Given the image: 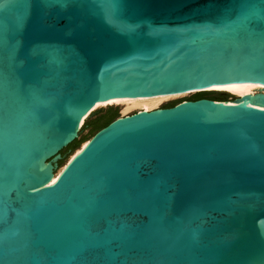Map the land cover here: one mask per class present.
<instances>
[{
    "label": "water",
    "instance_id": "water-1",
    "mask_svg": "<svg viewBox=\"0 0 264 264\" xmlns=\"http://www.w3.org/2000/svg\"><path fill=\"white\" fill-rule=\"evenodd\" d=\"M247 82L264 0H0V264H264L262 93L118 117L48 185L97 102Z\"/></svg>",
    "mask_w": 264,
    "mask_h": 264
},
{
    "label": "bare ground",
    "instance_id": "bare-ground-1",
    "mask_svg": "<svg viewBox=\"0 0 264 264\" xmlns=\"http://www.w3.org/2000/svg\"><path fill=\"white\" fill-rule=\"evenodd\" d=\"M197 91H216V92H224V93H231L235 96H237L236 99H240L241 97L245 95H250L254 96L257 93H262L264 94V85L258 84V83H241L237 85H232V86H213L209 87L207 89L203 90H194V91H185V92H179V93H172V94H160V95H153V96H140V97H118V98H113L108 101H102V102H97L87 114L83 116V118L80 121L79 124V130L83 127L85 124L86 120L89 118L92 112L96 111V109L106 107L108 105H120L124 108L125 112L130 111L132 109H141L142 111L145 112H150L156 109L163 101L168 100L173 97H178L182 95H187L188 93H196ZM232 102V101H229ZM233 104H237L236 101L233 102ZM252 107L256 109H262L264 110V107L261 106H255L251 105ZM91 117V116H90ZM89 141V140H88ZM87 142H84L79 149L75 151L73 156L68 160V162L58 171L56 172L53 177L51 178L50 182L48 185H52L55 183V181L58 179L60 174L64 171L66 168L67 164L72 161V159L78 155L82 149L86 147L88 144Z\"/></svg>",
    "mask_w": 264,
    "mask_h": 264
},
{
    "label": "rangeland",
    "instance_id": "rangeland-1",
    "mask_svg": "<svg viewBox=\"0 0 264 264\" xmlns=\"http://www.w3.org/2000/svg\"><path fill=\"white\" fill-rule=\"evenodd\" d=\"M215 93H217V94H213L212 97H209V98H211L212 100H219V101L220 100L221 101H234L237 98V96H235L231 93H227V92L225 94H222L219 92H215ZM196 94L197 93H188L187 95H182V96L170 98L168 100L163 101L156 109H163L166 106L176 105V104L183 102V101H192L193 97ZM99 109L102 110L101 113L93 115L91 117L89 116V118L86 120L85 123H87V122L89 124H95L96 122L103 123V122H106L108 119H111L113 116H116L117 118L118 117H124V116H129V115H132L136 112L141 111V109L135 108V109H132L130 111L125 112L124 108L120 105H108L106 107H102ZM156 109H154V110H156ZM97 110L98 109H96V111ZM89 133H90L89 129L83 130V127H82L79 131L77 140L80 142H82L83 140L88 141L93 135L92 134V135L88 136ZM74 153H75V150L74 151H68V149H63L60 152V155L62 158H61V160H59L57 162V170L55 172H58L68 162V160L71 158V156H73Z\"/></svg>",
    "mask_w": 264,
    "mask_h": 264
},
{
    "label": "trees",
    "instance_id": "trees-1",
    "mask_svg": "<svg viewBox=\"0 0 264 264\" xmlns=\"http://www.w3.org/2000/svg\"><path fill=\"white\" fill-rule=\"evenodd\" d=\"M213 94H217V93H215V92H202V93H197L193 97L192 101L199 100V99H206V98L209 99V100H212L209 97H212ZM173 106L174 105H169V106H166L165 108H171ZM116 118H117L116 116H113L111 119H108L106 122H103V123L96 122L95 124H89L87 122V123H85L83 125V130L89 129L90 130V133H89L88 136H90L92 134L94 135L97 131H99L100 129L106 127L108 124H110ZM86 141L83 140L82 142H80V141H78L76 139L75 141H73L72 143H70L65 149H68V151H74V150L76 151Z\"/></svg>",
    "mask_w": 264,
    "mask_h": 264
}]
</instances>
